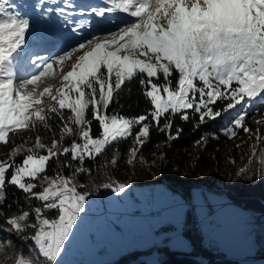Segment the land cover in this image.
I'll return each mask as SVG.
<instances>
[{
  "label": "snow or ice",
  "instance_id": "6c2138e0",
  "mask_svg": "<svg viewBox=\"0 0 264 264\" xmlns=\"http://www.w3.org/2000/svg\"><path fill=\"white\" fill-rule=\"evenodd\" d=\"M45 2L39 0L32 7L39 9ZM70 8V0H63L62 5L41 11L70 17ZM90 12L99 19L101 31L55 58L30 57L28 63L37 71L22 74L16 61L32 23L12 0H0V144L9 143V133L17 129L39 125L51 131L50 121L58 118L60 122L59 138L53 133L50 144L37 135L32 147L20 144L0 159V205L7 200V187L14 186L25 194L30 209L18 215L0 211L10 226L0 231L31 241L27 253L18 251L14 264H59L91 194L78 190L84 186L73 183V178L90 173L83 167L85 160H95L119 140L133 139L128 153V163H132L149 140L152 127L171 141L182 131L173 132L177 115L187 121L191 110L198 116L194 126L199 127L239 109L225 134L231 139L242 130L258 144L264 141L261 130L253 132L246 123L255 102L264 103V0H102ZM80 27L76 23L72 31ZM67 61L72 63L64 70ZM53 72L61 81L55 91L50 87L22 91ZM134 79L150 103L148 111L131 117L109 113L120 91ZM65 110L70 113L67 117ZM261 116L264 113L257 111L251 118L264 125ZM94 121L98 134L93 133ZM66 138H71L68 145ZM204 140L202 136L197 145ZM53 160L58 168L48 176ZM140 161L145 163L142 157ZM72 162L78 166L71 176L63 175L64 168H73ZM111 162L117 163L118 158L114 155ZM259 163L264 165V155ZM247 174V168L236 173L238 177ZM253 175L264 179V168ZM99 187L120 194L128 185L110 181ZM33 200L40 206H33ZM30 217L34 223L27 222ZM25 232L29 235L24 236ZM9 248H14L11 240L0 241V251Z\"/></svg>",
  "mask_w": 264,
  "mask_h": 264
},
{
  "label": "trees",
  "instance_id": "16d2710c",
  "mask_svg": "<svg viewBox=\"0 0 264 264\" xmlns=\"http://www.w3.org/2000/svg\"><path fill=\"white\" fill-rule=\"evenodd\" d=\"M42 54L44 53H40L41 56ZM117 100L118 102H113L110 105L109 113L116 111L131 117L145 113L150 108V103L142 95L138 79L128 82L120 91ZM257 111L264 113V103L259 100L250 110L246 123L253 132L259 128L261 136H264V125L257 124L251 118ZM69 114L65 110V117ZM189 114L190 118L187 121L181 120L179 115L174 118L173 132L176 128L182 129L174 140L169 141L165 133L158 131L155 127L151 128L149 140L138 156L133 159L132 174L129 173L128 163L129 148L133 145L132 138L117 141L95 160L86 159L83 167L91 171L90 173H80L74 177L77 185L84 186L83 189L78 190L97 193L102 190L100 185L113 180L123 182L128 179L131 184L141 186L162 182L172 192L179 193L186 202L191 197L192 189L199 187L202 191L207 190L223 196L224 204L227 206L237 205L264 212V179L256 178L253 175L259 168H264V165L259 163L261 156L264 155V141L258 144L254 137L242 130H238L236 137L229 139L225 134V129L230 125L234 115L226 120L223 117L208 120L203 125L195 127L198 116H194L191 110H189ZM88 116L91 119L90 111ZM260 118H264V116ZM50 123L53 125L51 131L44 130L37 125L35 129H27L24 135L9 137V143L0 144V159L6 158L7 153L20 144L32 147L37 135L46 144L51 143L53 133L58 139L60 135L59 127H57L60 123L59 119L56 118ZM92 127L93 133L98 134L99 128L95 121ZM137 130L138 128L134 129V133ZM202 136L206 137V140L197 145L196 142L200 141ZM70 142L71 138H66L64 144L68 145ZM254 150L256 155L253 157ZM114 155L118 158V162L115 164L111 162ZM161 155H163V159H161ZM141 157L145 163H141ZM22 158V156L17 157V160ZM63 159L64 157H61V160ZM72 165L73 168L63 169V175L71 176L73 169L78 166V162H72ZM57 168L55 160L50 161L46 174L54 175L53 170ZM240 168L248 169L247 176L238 177L236 175ZM248 176H253V178L249 179ZM35 190L39 191V188ZM6 191L7 200L3 205H0V211L7 215H13L30 210L24 193L14 186H8ZM31 204L40 206V202L35 200L31 201ZM209 206H213L211 214L208 213ZM214 211L215 206L207 204L208 218L199 219L191 206L186 208L180 231L188 240L190 248L182 249L170 245L166 241L168 235H165L163 241L157 245L130 248L117 254L111 260L100 262V264H150L146 261V256L148 257L154 250L157 252V263L155 264H239L236 260L225 258L227 254L216 244L215 237L219 226L217 220L221 217H216ZM50 216L54 217L55 212ZM5 219V215H0V229L7 226L4 223ZM196 221L203 222L206 228L211 226V232L206 233L203 225L202 228L195 226ZM27 222L33 223L34 218L30 217ZM162 227L168 229L174 226L167 223ZM23 235H29V232H25ZM9 240L12 241L14 248H9L7 252L0 251V264H14V258L18 251L23 249L27 253L31 244V241H24L22 236H18L14 232L0 231V241ZM204 259L208 260L204 261Z\"/></svg>",
  "mask_w": 264,
  "mask_h": 264
},
{
  "label": "rangeland",
  "instance_id": "374dc122",
  "mask_svg": "<svg viewBox=\"0 0 264 264\" xmlns=\"http://www.w3.org/2000/svg\"><path fill=\"white\" fill-rule=\"evenodd\" d=\"M38 2L39 0H12L17 10L27 16L32 23V30L28 34L27 44L22 49L21 55L16 61L17 70L22 74L37 71L35 67L28 63L30 57L34 58L36 55L41 56L40 53H44L42 57L45 59L55 58L62 54L65 49L76 45L81 40L89 38L94 33L102 30L100 22L93 26V19H97L98 21L99 19L93 17L90 12L91 8L93 6H99L102 0H70V11L72 13L79 12L80 10L88 12L84 13L87 16L83 17L84 21H86L85 19H89L86 22L87 25L76 32L72 31L73 26L67 23L61 25V18L54 16V11L51 13L41 11V9L47 8L54 9L57 5H62L63 0H46L41 5V8H33L32 5ZM106 19L109 18L106 17ZM71 63L72 61L65 62L63 65L64 70H68ZM55 71H59V69H55ZM51 75L52 78L48 81L43 80L41 77V80L37 82L36 86L29 85L26 89H22V91L32 92L33 87L36 88L37 92L42 91L45 87H50L55 91L60 86L61 81L59 76L54 74V72ZM36 107H47V105H39ZM236 112H230L222 117L226 120L231 118L232 115L235 116ZM26 132L27 129H17L14 132H10L9 137L24 135ZM132 163H129L130 174L133 173ZM48 176L53 175L48 174ZM109 182L106 181L105 183ZM111 182L116 181L113 180ZM73 183L76 184L75 178H73ZM122 183L128 185L123 193L116 194L110 189L102 188L100 192L91 193L88 196L86 210L79 219L78 225L71 234L69 241L66 242L63 253L59 258V264H100L102 262L100 260L106 257L104 256V247L99 248L100 245H105L108 240H111L113 243L119 242L122 237L129 241L133 233L138 234V231H128L129 225L145 231L156 228L154 230L160 233L161 236L168 235L167 239L172 242L173 246L180 245L178 241H187V239L180 231L182 223L178 221L179 213L180 215L183 214L184 218L188 206H191L194 214L199 219L208 218L207 204H213L215 206L214 215L218 218L222 217L228 208L224 204L225 198L223 196L207 190L202 191L199 187L192 189L191 197L186 202L179 193L172 192L162 182L141 186L131 184L126 179ZM177 201L182 204V207L176 206L171 210L172 213L170 214L175 221V224H173L174 227L168 229L163 227V229L161 227L159 228L161 222L157 221L159 216L156 215L160 214V210H165L167 207L170 208L169 206L176 205ZM132 212L135 213L133 214L135 216L131 215ZM117 216L122 217V219L116 221ZM133 220L135 221L133 222ZM162 222L164 224V219ZM163 224L161 223V225ZM8 228H10L9 225L4 226L3 229ZM220 229L221 226H218L217 232H220ZM176 232L177 236L175 235ZM161 240L162 237H160L159 241ZM216 244L220 249V244L217 241ZM156 253V250L151 251V254L148 257L146 256V261L150 264L157 263Z\"/></svg>",
  "mask_w": 264,
  "mask_h": 264
},
{
  "label": "water",
  "instance_id": "95a60500",
  "mask_svg": "<svg viewBox=\"0 0 264 264\" xmlns=\"http://www.w3.org/2000/svg\"><path fill=\"white\" fill-rule=\"evenodd\" d=\"M217 223L221 229L215 238L225 258L239 264H264V212L229 205Z\"/></svg>",
  "mask_w": 264,
  "mask_h": 264
},
{
  "label": "crops",
  "instance_id": "0c3cea01",
  "mask_svg": "<svg viewBox=\"0 0 264 264\" xmlns=\"http://www.w3.org/2000/svg\"><path fill=\"white\" fill-rule=\"evenodd\" d=\"M134 202H136V201H134ZM176 206L181 208L182 204L179 201H177L176 205H174L172 207L169 206L170 208L167 207L165 210H163V209L160 210L159 211L160 214L156 215V216H159V219L157 221L161 222L163 224L162 221L164 219V224L163 225H165L167 223H171L172 225L175 224V221L173 220V218H172L170 213H172L171 210L174 207H176ZM156 211H158V210H156ZM165 211H166V213L164 215ZM133 214H135V213L132 212L131 215H133ZM133 216H135V215H133ZM121 219H122V217L117 216L116 221H120ZM134 221L135 220H133V222ZM178 221H179V223L180 222L182 223L183 214L180 215V213H179ZM161 223H160L159 228L160 227L162 228V226H163V225H161ZM128 227H129L128 231L129 230L131 232L138 231V234H137L138 236L135 233H133V235L129 238V241L126 240L124 237H122L121 241H119V242H114L113 243L111 240H108L107 241L108 244L105 241H104V243H106L105 245L104 244H102V245L98 244V245H100L99 248L100 247H104V250H105L104 256H106L105 258L103 257L104 259H102L100 261L104 262V261H107V260H111L117 254H119V253H121V252H123V251H125L127 249H130V248H134V247L143 248V247H147L149 245H157V244H159V243H161L163 241L164 236H165V235L161 236L160 233H157L155 231L156 228H154L155 230L150 228L152 231L149 230V229H148L149 231L148 230L145 231L143 229H139L138 227L133 228V225H131V226L129 225ZM175 235L177 236V232H176ZM133 236H135V237L133 238ZM160 237H162L161 241H159ZM166 241L169 242V244L173 246L171 241H169L168 239ZM178 243L180 245H182V246L176 245L175 247H177V248L180 247L182 249H187L189 247L188 240L187 241H178Z\"/></svg>",
  "mask_w": 264,
  "mask_h": 264
},
{
  "label": "bare ground",
  "instance_id": "6f19581e",
  "mask_svg": "<svg viewBox=\"0 0 264 264\" xmlns=\"http://www.w3.org/2000/svg\"><path fill=\"white\" fill-rule=\"evenodd\" d=\"M84 13H88V12H84V11L80 10L79 12H74L73 15H71L70 17H60L56 13H54V16L61 18V21H60L61 25L67 23L71 26H74L76 23H79V25L81 26L80 28H83L84 26L87 25L86 22L89 21V19H85L86 21H84L83 17L87 16V15H84ZM93 17H95V16H93ZM86 18H88V17H86ZM105 20H107L106 17H105ZM99 22L100 21H98L97 19H93V26H95Z\"/></svg>",
  "mask_w": 264,
  "mask_h": 264
},
{
  "label": "built area",
  "instance_id": "2783aa9c",
  "mask_svg": "<svg viewBox=\"0 0 264 264\" xmlns=\"http://www.w3.org/2000/svg\"><path fill=\"white\" fill-rule=\"evenodd\" d=\"M212 211H213V206H209V207H208V213L211 214ZM158 213H159V212H158ZM202 225H203V229L205 230L206 233L211 232V226H210V228H206V227L204 226L203 222H201V221H196V222H195V226H197V227H201V228H202ZM202 241H203V240H202Z\"/></svg>",
  "mask_w": 264,
  "mask_h": 264
}]
</instances>
